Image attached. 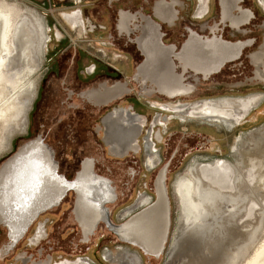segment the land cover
I'll use <instances>...</instances> for the list:
<instances>
[{
	"label": "rangeland",
	"instance_id": "374dc122",
	"mask_svg": "<svg viewBox=\"0 0 264 264\" xmlns=\"http://www.w3.org/2000/svg\"><path fill=\"white\" fill-rule=\"evenodd\" d=\"M160 1L171 0H0V7H9L13 12L11 20L19 22L21 27L20 34L10 28L0 47V171L22 145L40 137L45 150L55 160L57 172L67 180L74 179L80 164L85 162L94 176L108 181L113 200L104 205L112 225L122 226L133 221L125 238L111 231L103 220H98L88 233L86 229L94 211L82 202L78 191L70 188L58 204L46 208L30 222L10 249L8 230L0 223V264H65L79 257L92 264H134V260L137 264H245L264 241V163L260 174L256 175L255 168L250 171L245 197L240 195V199L235 193L241 188L233 176L230 189L213 188L214 193L225 197L202 192L199 188L200 194L194 192L188 199L190 206L185 213L172 187L195 161L224 158L243 172L234 158L240 153L233 145L235 141L240 144L239 151L252 147L255 138L244 134L264 124V97L251 114L231 129L199 118L185 122L171 118L165 127H159L152 124L157 109L150 104L151 101L176 100L192 103L202 98L243 96L253 92L264 94V0H206L204 14L196 12V0H179L178 19L173 26L154 17V9ZM243 9L249 10L250 17L236 28L232 27V21L244 19L238 18ZM72 11L81 12L87 24L95 26L93 30L87 27L85 33L76 37L62 18L64 13ZM138 11L158 23L159 41L175 45L170 58L178 74L182 69L174 54L189 56L200 46L198 40L189 42L190 32L198 34L201 40L217 36L230 43L245 41L249 45L237 58L226 61L221 69L206 78L191 67L184 68L183 86L193 84L192 93L187 96L169 99L157 92L146 95L145 90L153 86L147 75L146 78L143 74L136 75L143 56L133 40L149 30L145 21L131 17ZM35 19H39L38 24ZM31 24L36 25H33L35 28ZM43 27L50 39L47 44L36 41L32 35L28 37L27 30L32 29L40 39ZM212 50L223 55L228 52L220 45H214ZM30 82L36 85L33 103L27 91ZM117 82H125L131 92L106 104L98 102L97 99L104 98L108 88ZM128 106L149 118L140 139L149 130L158 137V141L152 142L157 161L149 163L144 158L142 144L136 153L132 150L122 156L109 153L99 129L101 118L115 107ZM26 120L29 122L27 130L17 133ZM138 132V128L133 127L130 135ZM241 134L245 139H235ZM4 147L8 148L1 152ZM260 147L264 152V142ZM23 152L20 158L25 156ZM42 153L41 149L32 150L25 158ZM22 160L25 159L13 161V166ZM163 173L169 221L165 238L161 240L162 219L158 213L152 218L146 217V212L157 200L156 182ZM24 178L23 175L17 179L25 184ZM250 179L253 181L249 182ZM87 181L86 176L83 177L80 186ZM87 183L89 196L97 197V185ZM4 184L0 181V186ZM140 195L145 196V203L121 216L122 210L130 208ZM211 196L220 199L219 202L214 203L213 197L209 200ZM49 197L43 195L40 201L46 202ZM31 202L34 204L30 209L24 201L17 202L9 211L14 229H20L32 215L30 211L38 202ZM40 222L43 226L40 236L34 238ZM192 240L198 243L196 249Z\"/></svg>",
	"mask_w": 264,
	"mask_h": 264
},
{
	"label": "flooded vegetation",
	"instance_id": "af4514ba",
	"mask_svg": "<svg viewBox=\"0 0 264 264\" xmlns=\"http://www.w3.org/2000/svg\"><path fill=\"white\" fill-rule=\"evenodd\" d=\"M196 1H197L196 12H198L199 14L203 12L202 14H204V10L207 7L206 0H203V3H199L198 0ZM179 5H180L179 0H171L168 2L160 1L158 2V4L154 9L153 15L158 20H160V22L165 23L169 26H173L178 19L176 6ZM69 13L70 12L64 13L62 15V18L64 20V23L67 22L69 25L68 27L74 31L76 37H80L83 33H85L87 27H91L89 31H92L93 28L95 27V26H89L87 24L88 21L83 17L81 12H79V14L77 12L76 13L72 12V14ZM120 14L122 16L124 15L122 10H120ZM224 14H225V9L224 6H222L221 9L222 18L224 17ZM131 17L140 18L148 24L149 32H146L145 34L133 40L134 43L136 44V49L139 51V54L143 56L142 61L140 62V64H138L136 68V75L143 74L144 77L147 75L148 76L147 80H149V82L153 86L152 88L150 89L147 88V90H145L146 95H150L154 92H157L160 95H164L169 99H173L181 96H187L192 93L193 84L183 86L182 81L184 80L183 77L184 75L183 73L185 72L183 71L184 68L191 67L195 71L201 73L204 76V78H206L212 72L221 69L226 61L237 58L241 54L242 50L249 45V43L245 41H235L230 43L222 40L217 36L213 37L210 40L209 39L201 40L202 38L198 34H196L195 32H190L191 34L189 37V42H195L198 40L200 46L198 45V49L193 50V52H191L189 56L183 57L181 53L174 54L176 59H178V61L180 62V67L182 69V72L178 74L174 72V65L170 58V56L173 55V50L175 49V45L173 44L165 45L161 40L159 41V38H161L160 37L161 34H159V32L157 31L159 27L158 23L153 21L151 17H149L148 15L144 14L141 11L133 13ZM241 17H243L244 19L232 21L233 23H231L230 25L236 28L240 23L246 22V20H248V18L250 17L249 10L246 9L241 10L240 17L238 18ZM129 32L130 30H127V33ZM49 40L50 39L48 38V35L45 34L44 43L47 44ZM216 41L218 42V45L224 48L226 47L228 49L227 54L223 55L212 50L214 45L218 46L216 45ZM209 46L211 47L209 48ZM184 49L185 47L183 48V50ZM120 83H124L125 87L119 89ZM131 90L132 89L128 87L125 82H117L115 85L110 86L108 88V91L115 95H119L120 93H121L120 95H127L131 92ZM35 92H36V85L34 84L32 99L30 103L31 102L33 103L34 101ZM253 94H258L259 96L262 95L260 97L262 101L264 94H261V92L250 93V95ZM103 99L104 98L97 100L98 102H102L104 101ZM200 100H209V99L202 98L196 101H200ZM150 104L152 107L157 109V112L152 116L153 118L152 124L157 125L159 127H165L167 124V120L169 118L170 119L177 118L174 117L173 115V113L176 110L178 109L182 110L186 108V105L188 107V105H190L191 102L183 103L180 102V100H176L174 102L171 101L163 102V103L158 101H151ZM249 114L251 113L249 112ZM245 118L246 116L244 118H241L238 124H240ZM148 119L149 118L135 112L133 108L130 106L115 107L112 111L106 113L103 116V118H101V126H99V129L104 134L105 144L109 149V153L115 156H122L125 153H127L128 150H132V152L136 153L137 151L140 150V146L142 144L146 154L145 156L148 157V160L157 161L158 158L156 157V154L153 151V147L155 146V144H152V142L158 141L159 140L158 137H154L153 133H151V131L149 130L146 131L145 132L146 135L144 134L143 138L140 139V133H142L143 129L146 126H148V121H149ZM28 123L29 122L26 120L25 126L23 127L21 133L27 130ZM133 127H137L139 132L137 134L130 135L131 134L130 130ZM213 159H220V158H213ZM140 197H137L136 201L133 203V205L130 208L122 210L121 216H123V213H125L126 210L127 213H125L124 215H127L128 212L131 211L130 210L131 208H136L137 206L139 207L140 205H142V201L145 200L146 198L145 196H140ZM42 227H43L42 223L40 222L34 231L35 232L33 235L34 238L35 237L39 238ZM80 259L82 258L79 257L76 260L74 259V261L73 259L72 261L71 260L65 261V264H70Z\"/></svg>",
	"mask_w": 264,
	"mask_h": 264
},
{
	"label": "bare ground",
	"instance_id": "6f19581e",
	"mask_svg": "<svg viewBox=\"0 0 264 264\" xmlns=\"http://www.w3.org/2000/svg\"><path fill=\"white\" fill-rule=\"evenodd\" d=\"M198 1H199V3H203V0H198ZM72 12H70L69 14H72ZM12 14H13V12L11 9H9V7H7V6H1L0 7V47L3 46L4 38L7 36L9 30H11L10 28L13 29L14 33L20 34V32H19V29H21L20 24H19V22L14 23L11 20ZM34 15H36V14H34ZM25 17H28L27 14ZM20 18H21V16H20ZM35 20H36V24H38L37 21L39 19L38 20L35 19ZM40 20H41V18H40ZM40 23H42V21ZM33 25L31 27L35 28L34 26H36V25H34V26ZM31 30L30 29L27 30L28 37L32 35V37L35 38L36 41L39 40L40 42L44 43V40H45L44 27H43V31H42L43 36L41 34L40 39H38L36 37V33L33 34L31 32ZM40 33H41V30H40ZM23 34H25V33H23ZM27 35H26V37H27ZM36 46H37V44H36ZM38 50H40V49H38ZM32 67H34V66H32ZM35 69H37V68H35ZM119 86H120L119 89H122L125 87L124 83H120ZM27 91H28V94H30L29 98H31L32 92H33V84L31 82L28 84ZM261 96H259L258 94H253V95L249 94L246 96H236V97L235 96L234 97L223 96V97L213 98V99H209V100L195 101V102H192L190 105H188V107L186 105V108H184L182 110H179V109H178L179 111L176 110L173 113V115H174V117L179 118L181 121H187L190 119L192 120V119L199 118V119H203L204 121L212 122L215 125L231 129L234 126L238 125V122H240L239 120L241 118H244L245 116H247L249 114V112H251L253 109H255V107H258V105L261 102V99H260ZM155 122H156V120H155ZM260 126L258 128L257 127L253 128L248 133L245 132V134H244V136H252L255 138V140H254L255 142L253 143L252 147L250 148L252 152H249L250 149H248V148L243 150V151H241V150L239 151L238 148H239L240 144H237L236 141H235V144L233 145V148H235L236 151H238V153H240V156L236 155V157H234V158H237V161H238L237 164L244 173L241 172L240 170H238L237 166L231 164L227 159H224V158L211 159V160L209 159V161H207V162L195 161L191 165V168H188V170H186V172L184 173V175L186 174L188 177H185L184 175H182V176L178 177L176 179V181H174V183L172 185L173 193L178 196L180 203L183 205V210L185 211V213L188 211V209H187V208H189L188 206H190L188 199L193 196L194 192L198 191V194H200L199 188H202V192L210 193L214 196L223 195L225 197L224 194L220 195L219 193H217V194H216V192L214 193L213 188L216 187L219 189H221V188H224V189L229 188L230 189V184L232 182L233 176L235 177L236 184L239 186V188H241L240 191L238 190L235 193V196L237 195V199H240V195L245 197V189L244 188L247 185V179L250 178V171L251 170L253 171L255 168L258 171V173L256 175L260 174L261 169H262L261 166L264 163V152L261 150V147H260L261 143L264 142V140H261L262 138H264V130H262V129H264V128H262L264 126V124L260 125ZM20 130H22V129H17L16 132L19 133ZM235 139L241 141L242 139H245V138L241 134L239 137H237ZM44 146L45 145L43 143V140L40 137H36L34 140L25 143L24 145H22L18 149L19 152L27 151L29 149L28 151L29 152L31 151V153H32V150H36V149L37 150L38 149L43 150V153L40 154L41 156L37 154L35 156L29 157L28 159L24 158L25 160L24 161L22 160V162L20 163L21 167L19 168V170H21L22 168L24 169L25 167H30V164L34 165L35 162H38L40 164V161H41V164H42L41 166L37 165L36 172H38L39 174L33 175V176H35V178H36L35 181H37V182H32V183L29 182L28 183V181L25 180V181H23L25 184L19 183V186L21 187L20 190L17 189L19 191V195H16L19 198L17 200V202L20 203V202L25 201L26 205L29 207V209L31 208L32 204H34L31 202V201H33L32 195H34V193H30V191H31L30 189H31V187L33 188V190H35L37 188L38 183H40L39 181H41L39 178V175H40V177L43 178L44 181H46V184H45V188L43 190L40 191L37 188L36 191H39L40 195L42 194V196L43 195H49L50 197L47 198L48 202H51V201L55 202L60 197L62 199L65 196V194L67 192L65 187L69 186L79 176H81V174L85 171L86 168H89L88 163L82 162L80 164V168L77 170V173H76L74 179L67 180L62 174L57 172V170H56L57 166L53 162L55 160L53 159L51 153H49L47 149L45 150ZM242 147H243V145H242ZM7 148L8 147H4L1 150V152L5 151ZM234 153H236V152H234ZM145 155L146 154H144V158L146 157V160L149 161L148 157ZM247 161H249V162H247ZM12 162L10 164L6 165L7 167H5L3 169L2 174L4 175L3 177L5 178V180L7 179V177L9 175H15V174H13L14 170L16 171L17 174L19 172H21L17 168L11 169L13 167V164H14ZM150 162L151 161H149V163ZM33 167L35 168V166H33ZM32 170L33 169L28 171V173H30V175L33 174V173H31ZM233 170H234V172H233ZM21 174H22V172H21ZM252 179H253V177H252ZM252 179H250L249 182L253 181ZM64 184H65V186H64ZM25 186H27V189L24 188ZM251 187H252V185H251ZM253 187H254V185H253ZM161 190H162V180H161V177L159 175V177L157 178V182H156V191H157L158 195H160ZM252 190H253V192L255 191L254 189H252ZM27 192H28V195H27ZM263 193H264V191H263ZM140 196H138V197H140ZM212 197L213 196H211L209 198V200H211ZM213 198H214V203L219 202L218 200H220V199H216V197H213ZM142 202L145 203L144 200ZM44 204L45 203L42 202L41 206H43ZM248 204H249V202H248ZM41 206L39 208H41ZM36 209H37V207L32 209L30 211L31 214L32 213L34 214ZM249 209L252 210V207L250 206ZM245 210H246V205H245ZM247 210H248V207H247ZM125 213H127V210L125 211ZM125 213H123V215ZM144 213H142V216H145ZM136 217H138V215H136ZM193 221L196 222V220H193ZM161 240H162V236H161ZM192 241H194V243H195L194 246L196 249V247L198 246V243L196 240H192ZM174 247H175V244H174ZM198 253L199 252L196 251V254H198ZM105 254H106V252H105ZM200 254H201V251H200ZM120 256H121V254H120ZM134 257H135V259L137 258V256H135V255H134ZM125 259H126V257H125ZM137 260H138V258H137ZM78 261L72 262L70 264H92L91 262H89L85 259H80ZM134 261H135L134 264H137V261L136 260H134ZM245 264H264V241L259 246V248L255 251L253 256L249 259V261L246 262Z\"/></svg>",
	"mask_w": 264,
	"mask_h": 264
},
{
	"label": "water",
	"instance_id": "95a60500",
	"mask_svg": "<svg viewBox=\"0 0 264 264\" xmlns=\"http://www.w3.org/2000/svg\"><path fill=\"white\" fill-rule=\"evenodd\" d=\"M119 95H115V94H112V93L107 91L103 95L104 101H102V103L106 104ZM24 152H25V156L21 157L22 159H24L25 157H27L29 155L28 150L24 151ZM27 153H28V155H27ZM21 155H22V153L18 151V153L15 156L8 159L4 163V165L2 166L1 171H0V181L5 182V184L3 186H0V210H1V208H3L0 211V223L2 225L6 226V228L8 230V236L10 239V242L8 243V249H10L11 247L14 246V244L22 236V234L24 233V231L26 230V228L28 227L30 222L40 212H42L43 210H45L46 208H48L52 205L58 204L59 201L61 200V197H60L55 202H52V201L51 202H48V201L43 202L45 204L43 206H41L42 202L40 200H42L43 196H42V194L40 195L39 191H36V189L38 188L40 191L43 190L45 188L46 181H44L43 178L40 177V175H39V178L41 181H39L40 183H38L37 188L35 190H33V188L31 187V189H30L31 190L30 193H34V195H32V200L38 202V203H36L37 209L35 210L34 214L32 213L31 216L29 215L27 220L23 222V225L21 226L20 229H17V230L14 229L13 219L11 218L12 212L9 213V211L12 210V208L14 207V204H16L17 200L19 199L16 195H19L18 190H20L21 187L19 186V180L17 178L22 177L24 175L25 178L23 180L21 179L22 181L26 180V181H28V183L29 182H31V183L37 182V181H35L36 178L33 175L39 174L38 172H36L37 165H40V166L42 165L41 161H40V164L38 162H35L34 165L30 164V167H25L24 169L22 168L21 170H19V168L21 167L20 164H15L12 169L17 168L19 171L22 172V174H21V172H19L17 174L16 171L14 170L13 174H15V175H9L7 177V179L5 180V178L3 177L4 175L2 174L3 169L5 167H7L6 165L10 164L12 161H18L19 159H21L20 158ZM33 166H35V168ZM31 169H33L31 172V173H33L32 175H30V173H28V171ZM85 176H86V180H88L89 182L95 183L97 185L95 187L96 189L98 188L97 189V197L92 196L93 198H91V196H89V189L88 188H90V187H89V184L87 183L88 181L83 184V187L80 186L79 182ZM161 180H162L161 193H160V195H157V200H156L155 204L152 205V207L149 209L148 212H146V214H148L146 217L152 218L153 215L158 213L159 218L162 219V224H163V225H161L162 233H163L162 234V240H164L165 235H166V230L168 227V221H169L168 200H167L165 189H164V173L162 175ZM86 184H88V185L86 186ZM64 186H65V184H64ZM25 188L27 189V186H25ZM65 188H66V191L70 188H73L75 191H78L81 194L82 202L85 204H88L90 207H92V211H94V212H91V213H93L94 216H93L92 220L90 221V225H88V228L86 229V231L88 233H90L92 231V229L94 228V226L98 222V220H103L106 223H108V226L111 229V231L118 233L121 238L126 237V231H128V226H131L133 221L128 222L127 224L122 225V226H114L109 222L108 210L104 204L107 202H111L113 200V193H112L111 187L109 186V183L106 179H103V178L101 179V178L94 176L92 174V172L90 171V168H89L87 171H84L81 174V177L79 176L74 182H72L69 186H66ZM27 195H28V192H27ZM40 206H41V208H39ZM140 217H138V218H140Z\"/></svg>",
	"mask_w": 264,
	"mask_h": 264
}]
</instances>
